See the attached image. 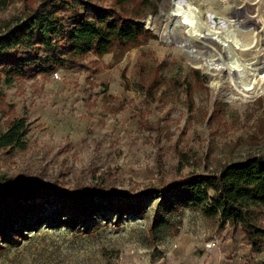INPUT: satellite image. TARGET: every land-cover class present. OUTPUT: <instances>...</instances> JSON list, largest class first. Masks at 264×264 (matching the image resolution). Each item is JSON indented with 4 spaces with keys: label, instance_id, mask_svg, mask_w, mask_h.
I'll return each mask as SVG.
<instances>
[{
    "label": "rangeland",
    "instance_id": "obj_1",
    "mask_svg": "<svg viewBox=\"0 0 264 264\" xmlns=\"http://www.w3.org/2000/svg\"><path fill=\"white\" fill-rule=\"evenodd\" d=\"M38 1L8 0L0 8V30ZM179 1L202 6L201 0ZM155 2L158 12L142 21L154 38L105 56L89 53L77 67L56 70L59 79L55 72L34 73L3 85L0 134L14 118L30 129L26 150H0V179L68 191L83 202L97 193L132 196L264 154V83L245 91L252 76L233 82L226 69L192 57L184 37L168 35L172 0ZM213 6L221 13L234 6L236 23L212 12L206 20L223 33L257 35L242 61L262 64L264 0H217ZM247 19L252 22L243 25ZM161 199L146 197L137 217L95 213L74 228L56 222L48 207L49 224L0 243V264H264V243L253 253L240 228L222 226L171 195ZM214 240L222 254L208 249Z\"/></svg>",
    "mask_w": 264,
    "mask_h": 264
},
{
    "label": "trees",
    "instance_id": "obj_2",
    "mask_svg": "<svg viewBox=\"0 0 264 264\" xmlns=\"http://www.w3.org/2000/svg\"><path fill=\"white\" fill-rule=\"evenodd\" d=\"M8 0H0V8ZM158 12L155 0H39L0 30V108L3 85L34 73L49 74L77 67L89 53L110 54L116 47L132 48L150 38L143 20ZM30 125L14 118L0 134V150H26ZM171 195L189 209H199L222 226L240 228L253 253L264 243V154L231 161L216 172L191 174L164 186H149L138 194H92L83 202L68 191L37 184L11 186L0 179V243L50 220L44 211L54 207V220L69 228L95 213L141 215L143 200ZM97 197L100 201L94 200ZM123 198L128 203H119ZM61 217H69L67 221ZM15 228H18L15 229ZM1 246V245H0Z\"/></svg>",
    "mask_w": 264,
    "mask_h": 264
},
{
    "label": "bare ground",
    "instance_id": "obj_3",
    "mask_svg": "<svg viewBox=\"0 0 264 264\" xmlns=\"http://www.w3.org/2000/svg\"><path fill=\"white\" fill-rule=\"evenodd\" d=\"M216 1L201 0L202 6L198 7L192 1H187L183 4L179 0H172V13L165 14L170 22L174 21L173 23H169L171 24V33L168 32V35L170 38L178 39L175 35L177 33L184 37L181 43L185 45V50L192 57H205L209 66L226 69L228 76L233 82L235 78L246 81L252 76L253 81L245 89V91H251L253 89L252 86L264 83V62L260 65L251 62V67H247L243 63L242 57L249 51L253 52V48L256 47L257 35L253 34V32L243 34L239 29H229L226 33H223L219 26H211L206 20V15L209 12L217 16H223L229 24L237 22L234 15L232 16L231 14L234 6H228L221 13L216 10L217 7L213 6ZM205 2L211 4V6L207 8ZM250 22L252 21L247 19L243 25H249Z\"/></svg>",
    "mask_w": 264,
    "mask_h": 264
},
{
    "label": "built area",
    "instance_id": "obj_4",
    "mask_svg": "<svg viewBox=\"0 0 264 264\" xmlns=\"http://www.w3.org/2000/svg\"><path fill=\"white\" fill-rule=\"evenodd\" d=\"M54 77L56 78V79H59V73L58 72H55L54 73ZM218 247H219V244H218V242L217 241H212V243L210 244V245H208V249H210V250H214V249H218Z\"/></svg>",
    "mask_w": 264,
    "mask_h": 264
},
{
    "label": "crops",
    "instance_id": "obj_5",
    "mask_svg": "<svg viewBox=\"0 0 264 264\" xmlns=\"http://www.w3.org/2000/svg\"><path fill=\"white\" fill-rule=\"evenodd\" d=\"M217 250V252H219L220 254H222L223 253V250H222V248H218V249H216ZM251 251V250H250Z\"/></svg>",
    "mask_w": 264,
    "mask_h": 264
}]
</instances>
